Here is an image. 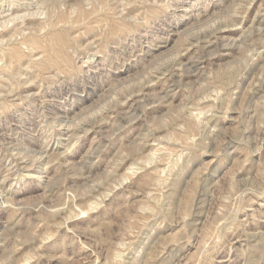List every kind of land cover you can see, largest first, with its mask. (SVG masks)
<instances>
[{
	"label": "rangeland",
	"instance_id": "obj_1",
	"mask_svg": "<svg viewBox=\"0 0 264 264\" xmlns=\"http://www.w3.org/2000/svg\"><path fill=\"white\" fill-rule=\"evenodd\" d=\"M0 183V264H264V0H0Z\"/></svg>",
	"mask_w": 264,
	"mask_h": 264
},
{
	"label": "bare ground",
	"instance_id": "obj_2",
	"mask_svg": "<svg viewBox=\"0 0 264 264\" xmlns=\"http://www.w3.org/2000/svg\"><path fill=\"white\" fill-rule=\"evenodd\" d=\"M14 9V8H13ZM7 15V14H6ZM9 15V14H8ZM8 17H10V16H8ZM151 158V157H150ZM25 163V162H24ZM130 171H133L132 169L130 170ZM133 173V172H132ZM31 177V176H30ZM4 182V181H3ZM1 184V183H0ZM60 211V210H59Z\"/></svg>",
	"mask_w": 264,
	"mask_h": 264
}]
</instances>
